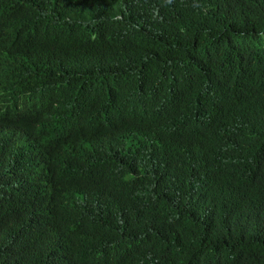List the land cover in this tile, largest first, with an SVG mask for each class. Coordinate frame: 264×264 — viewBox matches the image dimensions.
<instances>
[{
	"label": "trees",
	"instance_id": "1",
	"mask_svg": "<svg viewBox=\"0 0 264 264\" xmlns=\"http://www.w3.org/2000/svg\"><path fill=\"white\" fill-rule=\"evenodd\" d=\"M79 2L72 12L83 17L66 51L11 67L16 85L0 96V186L24 151L48 162L61 201L78 178L76 164L97 155L106 132L134 144L157 133L161 157L156 183L142 185L130 163L122 169L145 198L136 229L91 241L55 232L52 264H264V125L233 127L220 165L211 162L207 134L192 130L182 140L158 119L162 92L176 98L207 80L264 111V0ZM38 18L59 16L33 3L7 10L0 0V37L17 42ZM226 70L244 90L221 84ZM29 82L54 102L38 109L26 97ZM197 146L200 158L190 153Z\"/></svg>",
	"mask_w": 264,
	"mask_h": 264
},
{
	"label": "clouds",
	"instance_id": "2",
	"mask_svg": "<svg viewBox=\"0 0 264 264\" xmlns=\"http://www.w3.org/2000/svg\"><path fill=\"white\" fill-rule=\"evenodd\" d=\"M7 10L23 9L33 3L41 11L54 10L59 18L34 20L24 36L13 44L0 37V54L8 60L0 61V96L13 88L11 67L26 68L44 63L66 51L74 42L77 24L83 15H74L79 0H5ZM56 21L65 22V25ZM222 85L246 84L228 74ZM158 119L174 128L185 139L194 130L210 137L207 146L211 162L225 165V151L233 142V127L252 129L264 125L263 109L242 99L230 90L221 89L212 81L202 88L195 84L190 93L180 92L175 98L163 93ZM26 97L38 109L53 103L32 82ZM137 144L129 140L113 139L107 132L97 144L98 153L91 160L76 164V178L65 198L55 202L50 185L54 174L48 162L18 155L17 163L6 174L0 186V264H52L50 248L55 232L65 229L83 233L91 241L96 234L104 237L113 231H132L137 228V208L145 198L133 189L136 185L122 169L130 163V175L142 177V185L156 183L161 144L157 133L140 137ZM203 146L190 153L198 158ZM101 221V224H98ZM94 242V241H92ZM98 242V243H102Z\"/></svg>",
	"mask_w": 264,
	"mask_h": 264
}]
</instances>
